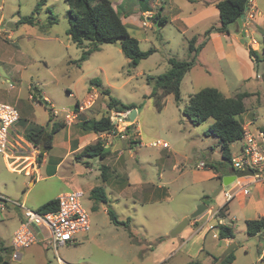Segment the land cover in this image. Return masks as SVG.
<instances>
[{
	"label": "rangeland",
	"instance_id": "obj_1",
	"mask_svg": "<svg viewBox=\"0 0 264 264\" xmlns=\"http://www.w3.org/2000/svg\"><path fill=\"white\" fill-rule=\"evenodd\" d=\"M40 1L0 0V103L15 105L20 110L22 121L17 126L19 132L25 135L26 128L54 123L64 125L63 129H70L72 133L84 132L81 129L84 121L100 119L109 113L106 98L102 95L72 126H68L63 117L75 108L77 102L83 103L88 98L92 88L90 81L98 79L105 88L110 89L114 98L136 106V126L142 139L140 144L135 141L133 145L131 140L117 138V149L115 152L110 150L105 163L96 159H78L74 155L66 158L57 170L54 166L47 170L41 165L40 174L34 173L32 176L26 175L24 171H10V161L0 155V195L37 211L44 204L55 200L59 194L81 188L86 193L83 206L90 215L91 229L87 239L80 234L78 244L60 247L58 257L66 264H148L150 258L145 257L143 263L141 257L142 249L147 248L142 243L146 230L157 232L162 229L170 215L193 204L203 190L214 184L207 178L206 172L209 169H197V165L209 162L218 166L223 162L220 139L206 134L214 121L211 119L195 126L183 114L190 96L205 88L220 89L227 98L239 92H256L246 99L247 110L239 116V120L250 124L249 129L254 132L258 128L264 131V64L260 65L255 77L250 78L249 82L238 81L231 71L229 58L221 53H228L233 40L227 35H220L215 41H208L202 55L208 67L197 64L183 80L180 105L169 95L164 108L158 110L155 97L152 96L154 88L147 84L146 78L166 73L170 68L168 59L171 57L187 59L190 35L184 34L181 23L174 22L173 18L177 15V10L189 11L200 4L175 0L171 5L163 0L164 10L159 11L166 16L168 23L165 26L154 24V29L146 34L147 39L140 41L142 50L155 48L156 52L136 68H131L130 60L124 56L117 44L103 45L101 51L94 53L80 67L77 62L90 45L86 42L81 48L68 36L69 7L63 0H47L39 14L35 15V25L19 24L22 18L33 15ZM110 1L115 7L126 1L119 7L122 12L134 11L136 7L140 12L143 10L138 5L141 2L150 5L149 10L153 13L159 9L158 4L152 7V0ZM257 3L264 7V0H258ZM48 8L57 17L56 23L52 24ZM171 8L176 11L171 12ZM252 10L249 6L248 13L251 14ZM139 17L140 20L143 19V16ZM150 23H153L152 19ZM210 26L219 27L220 21H205L198 30L204 32ZM235 28V25L230 27L231 33L236 34ZM243 39L246 42L255 39L262 44V35L254 28H250ZM202 40L199 39L198 44ZM253 45L257 48V45ZM216 50L220 51L219 56ZM40 97L48 102L47 106L39 103ZM53 111L59 112L58 117L53 115ZM111 114L110 112V116ZM128 125L127 121L119 124L118 130H123ZM67 130L57 134L54 149L50 153L52 156L65 157L63 142ZM100 139L106 145L112 146L111 141L115 138L105 134ZM157 141L166 142L169 147H152V143ZM241 144L237 142L231 146L234 156L240 151ZM30 162L31 160L27 161V165ZM36 162L39 167L41 162L38 158ZM102 165L108 167L106 179L110 178V181L107 183L102 180ZM159 168L164 170L163 183H167L169 199L137 203L143 190L141 186H134L135 190L138 188L136 198H121L118 195V186L125 181L127 183L128 178L134 184L138 180L157 184ZM31 181L35 182L33 186L29 185ZM98 186L105 189L109 198L108 204H96L91 198V188ZM225 189L231 190L232 185ZM201 200L206 201L203 197ZM17 208L24 215V210ZM109 209L121 221L130 218L131 228L114 226L107 214ZM15 211L11 206L0 212V238L4 240L9 239L12 230L10 214ZM239 224L240 228L235 231V242L241 248H248L250 255L246 256L244 249H239L236 264H258L263 243L249 238L243 232L241 223ZM130 233L135 236L133 243ZM45 235L48 238V234ZM149 239L154 241L151 237ZM21 254L23 259L19 261L12 259L10 250L7 254L2 252L0 264H60L49 239L21 251Z\"/></svg>",
	"mask_w": 264,
	"mask_h": 264
},
{
	"label": "trees",
	"instance_id": "obj_2",
	"mask_svg": "<svg viewBox=\"0 0 264 264\" xmlns=\"http://www.w3.org/2000/svg\"><path fill=\"white\" fill-rule=\"evenodd\" d=\"M69 7L67 18L70 25L68 36L72 42L79 47L87 42L90 47L83 51L81 59L77 64L81 67L82 63L96 52L101 51V47L106 44H121L122 53L130 60L129 66L136 68L142 61L150 58L156 51L153 48L143 51L140 48L139 41L132 37L128 27L122 21V11L119 7L115 8L110 0H63ZM251 0H222L216 4L219 10V27H211L206 31L204 40L198 44V37H193L188 42L189 60H179L175 57L168 59L169 70L158 76H147V84L154 88L152 96L155 97V104L158 110H162L169 95L174 97L176 104L179 106L182 101V82L196 65L198 56L207 42L210 40L211 34L220 33L229 35L230 27L235 25L238 27V21L246 13ZM47 0H41L30 17L22 18L19 24L35 25L36 17L41 7L46 5ZM147 10V9H146ZM47 12L51 15L52 24L58 21L53 11L48 8ZM127 17V16H126ZM152 20L155 24L166 25L167 19L160 13H156ZM262 35V45L259 50L251 48L249 50L250 59L256 65L264 63V31L259 29ZM91 87H97L100 95L106 101L108 112L105 116L96 120H87L81 124V129L87 133L97 135L112 134L117 132V126L111 120L110 112L124 114L136 109L134 104H126L111 95L110 89L104 88L101 81L93 79L90 81ZM250 96L249 93H240L235 97L227 98L218 89L205 88L194 95H191L183 114L187 116L190 122L197 126L213 120L214 123L206 134L220 139L223 162L220 168L214 170L220 174L222 179L225 172L232 168L233 153L231 145L242 142L244 138V124L239 120V116L246 112L245 99ZM39 103L41 101L39 100ZM78 102L76 103L77 106ZM22 119H20L21 124ZM51 122V118L49 120ZM65 126L54 123L48 126H31L26 128L25 137L35 147L41 149L43 146L44 153H40L38 160L41 162L44 154L53 148L55 135L63 130ZM128 128V134L133 135V131ZM264 132V131H263ZM132 143L134 141L130 139ZM110 154V148H106V144L102 139H98L95 143L85 146L79 153L77 158H89L99 161H105ZM102 180L106 181L108 167L101 166ZM91 198L96 204H108L109 198L102 186L94 187L90 191ZM57 208V200H52L37 211L39 213H47ZM228 211V205H225L219 212L218 217L224 218ZM110 221L116 227H124L129 229L131 219L127 221L119 220L117 214L109 209L107 211ZM247 236L254 238L260 234H264V220H252L246 222ZM218 237L221 240H234V230L225 225H219ZM130 236L133 237L132 233ZM235 260V251L226 258L216 259L215 264H232ZM259 264H264V254Z\"/></svg>",
	"mask_w": 264,
	"mask_h": 264
},
{
	"label": "crops",
	"instance_id": "obj_3",
	"mask_svg": "<svg viewBox=\"0 0 264 264\" xmlns=\"http://www.w3.org/2000/svg\"><path fill=\"white\" fill-rule=\"evenodd\" d=\"M187 1L192 4L198 3L200 4V6H196L195 8L189 11H182L180 9L177 10V15L174 16L175 18H173L174 22L181 23V30L183 31V33L184 34L189 33L190 35L189 40L192 39L193 37H198V40L201 38L204 40V35L206 31L209 29L205 30L204 32H201L198 30V27L202 23L210 19H218L220 21L219 10L217 9L216 4L222 0H187ZM253 1L254 2L252 3L251 0L249 4V6L253 9L252 13L249 14L248 11L245 13L247 18V20L243 25V30L245 34H248L250 28H254L257 32H259V29H262L264 31V20H263L264 7L259 6V4L257 3L258 0H253ZM124 3H122L121 6ZM141 3L138 4L143 9V10L139 9L140 12L137 11V7L136 10L134 11L127 10L125 12H122L123 23L127 25L130 35L139 41V45L141 39L143 40L147 39L146 34L149 32V30L154 29V24H155L153 22L152 24L150 23L149 26L143 27L142 24L144 21V16L148 14L154 16L156 13H160L162 15V12L160 11L164 10L163 0H152V7H154L156 4L159 5L158 6L159 9H157L156 13H153L149 10V8H151L150 5L148 6V4L146 3H142V4ZM174 3L175 0H167V4L173 5ZM170 10L171 12L176 11L175 8H171ZM139 15L143 16L142 17L143 19L140 20ZM163 17L166 18V16ZM235 31L236 34L233 32L231 33L230 31L231 34L229 33V35H227L228 38H231L233 40L230 43L231 45L229 46L228 53H225L224 51H222L221 53L225 54V57L229 58L228 60H230L231 63V71L235 75V78L240 82L247 83L249 82L250 78L255 77L257 69L259 70L260 65L264 64L261 63L259 65H256L255 63H253V61L250 59L249 56V50H250L249 47L255 50H259L262 44L260 45L259 42L256 41L255 39H252V42L251 41L246 42L243 38H240V34L242 33V30L239 28V25L238 27L236 26ZM220 35H225V34H220V33L211 34L209 41L210 42L215 41L216 39L220 38ZM141 36L143 37L141 38ZM253 41L257 43V48H254ZM208 43L209 42H207V44L199 53L198 61H197V64L206 65V67L208 66L207 64H205V61H203L202 55L204 53V50L208 46ZM221 53L220 51L216 50V54H218V56ZM186 60H189V55L187 56ZM190 72H188L187 75ZM256 77L258 78L257 75ZM218 90L223 94V92L220 89ZM240 93H249L250 96L256 94V92H252V93L239 92L238 94ZM228 98H232V97H228ZM137 120H138V112L136 115L135 122L134 123L129 122L128 125L133 131L134 140L133 139L132 140L134 141V143H132L131 141L133 145H135V141L140 144L142 139L139 129L136 126ZM243 124H244V129L246 128L250 130L249 129L250 124H245L244 122ZM261 129L262 128H258L257 131H262ZM63 130H67V129H63ZM60 132H58L57 134H59ZM57 134L54 137V141ZM135 136H137V138ZM101 137H102L101 135H97L94 133H87V132L81 133L80 131L72 133L71 130L68 129L65 141L63 142V147L66 150L65 157L63 158L54 157L50 154L51 151H53L54 149L55 142L53 141V148L44 154V157L42 158V161L39 167L37 168V174H40L41 165L47 168V170L52 166L56 167L57 170L59 167L62 166L66 158H70L71 156L76 155L85 146L95 143ZM117 140L118 139H113L111 141L112 146L106 145V148H110L112 152H115L117 149L116 147L118 146ZM220 164H218V166H214L212 163L204 162L201 165H197V169H209V171L206 172L207 178L209 179V181L214 182V184L210 188L203 190L201 194L198 195V198L194 201L193 204L187 206L184 210L178 213L170 215V218L168 219L166 225L162 229H159L157 232H151L149 230H146L145 233L146 236L143 237L142 239V243L147 245V248L145 250L142 249L141 251V257L143 259V263L145 257H147L150 258L151 260L148 264H215L216 259L222 260L223 255L227 252V249L230 248L232 245L236 244L235 242L236 238L234 240L219 239L218 229H217L219 225L229 226L235 232L237 231L238 227L240 228L239 223H241V226L243 227V232L247 234L246 232L247 221L259 220V219L264 220V176H261L260 178L254 176V177H245L239 179L232 185L231 190L226 191V189H224L223 192H221L216 198H214L213 195L215 194L216 190L218 189L219 185L222 182V179H219L220 174L217 173L214 170V168H220ZM9 170L12 171V169L10 168ZM231 170L232 168L228 169L223 175V177L231 175L230 173ZM158 175H159L158 178L159 183L157 182V184H154L152 182H144L143 180H138V183L134 184L133 182H131L130 178H128L127 183L125 181L118 186L117 188L118 195L121 198L123 197L131 198V199L136 198L138 188L135 190L134 186L136 187L141 186L143 190L141 193V198L137 200V203L143 204V203H151L155 201H164L166 199H169L170 194L167 183H163L164 170H162V168H159ZM109 181L110 178H107V180L103 182L107 183ZM34 184L35 182L33 181L29 183L30 186H33ZM76 189H81V188H76ZM92 189L93 188H91V190ZM244 190H248V194H245ZM228 194L232 195L231 199L228 198L227 196ZM202 197L206 199V201L201 200ZM202 204H205L207 207L205 213L196 219H191L189 221V225L182 231L181 234L175 237L171 236L172 231L176 229V227L184 219L189 218L190 215L196 211L197 206ZM225 205H228V211L226 212L224 218H219L218 212ZM11 206L14 207V209L16 210L14 213L10 214V219L12 221V230L10 232V236L8 240H4L3 238H0V254L2 252L8 253L9 250L12 252L10 245L13 234L19 228L20 224L24 221V215L21 214L22 212L18 210L17 208L18 206L13 204H7L5 209L8 210ZM4 210H0V212H4ZM129 227L131 228V226ZM83 235L85 239L88 238V233ZM149 237H151L154 241H151ZM131 238L133 243V241L135 240V236L133 235V237ZM251 239H257L263 243V246L261 248V253L259 254V258L257 262L259 264L264 254V234H260ZM40 243H44V242H39L38 244ZM38 244H36L35 246H37ZM239 249H244L246 256L250 255L248 248H244V247L241 248L239 245H237L236 249L234 250L235 260L232 264L237 263ZM22 259H23V254L20 255L19 261H22ZM2 262H4V259Z\"/></svg>",
	"mask_w": 264,
	"mask_h": 264
},
{
	"label": "built area",
	"instance_id": "obj_4",
	"mask_svg": "<svg viewBox=\"0 0 264 264\" xmlns=\"http://www.w3.org/2000/svg\"><path fill=\"white\" fill-rule=\"evenodd\" d=\"M152 17L150 14L144 16L143 27L149 26ZM253 44L257 45L255 41ZM99 97V89L92 87L88 98L83 103L78 102L71 112L65 114L64 122L68 126H72L79 117L95 105ZM111 113V120L117 126V132L106 135H113L115 139H133V136L128 134L127 126L123 130H118V125L126 123L130 112L118 114L112 111ZM53 115L58 117L59 112L53 111ZM20 119L21 112L17 106L0 103V155H3L6 161H10L8 167L12 171H24L27 175L32 176L37 173L36 161L41 152L26 139L24 134L19 132L17 126ZM241 143L240 151L233 157L232 169L235 172L250 169L256 173L255 177L264 176V132H252L245 128ZM151 146L169 147L168 143L162 141L154 142ZM30 160V164L27 165V161ZM244 193L248 194V190H244ZM85 196L86 193L82 189L63 193L56 199L57 208L55 210L39 213L0 195V210H4L7 204L16 205L24 210V221L15 231L11 240L12 259L19 260L21 251L49 239L58 262L66 264L58 257V249L78 244V235L87 234L91 229L90 215L83 206ZM227 196L229 199L232 198L230 194ZM45 233L48 234V238Z\"/></svg>",
	"mask_w": 264,
	"mask_h": 264
},
{
	"label": "water",
	"instance_id": "obj_5",
	"mask_svg": "<svg viewBox=\"0 0 264 264\" xmlns=\"http://www.w3.org/2000/svg\"><path fill=\"white\" fill-rule=\"evenodd\" d=\"M248 11V8H246V12ZM246 21V14H244L241 19L238 21V25L239 28L242 30V33L240 34V38H243L245 35V32L243 30V25ZM118 48L122 50V45L121 44H117ZM249 49H251V47H249ZM39 100L41 101V103L45 104L46 106L48 105V102L43 101L42 97L39 98ZM136 115H137V111L136 109H133L129 116L127 117V121L128 122H132L134 123L136 120ZM41 153L45 152L44 147H41L40 150ZM231 175L229 176H225L222 178V182L219 185L218 189L216 190L215 194L213 195L214 198H216L221 192L224 191V189L226 187H229L231 185H233L236 181H238L239 179L245 178V177H254L256 175V173L250 169L247 170H243V171H237L235 172L233 169L231 170ZM257 174H261V173H257ZM207 210V207L205 204H202L200 206H198L197 210L192 213L190 215L189 218L184 219L177 227L176 229H174L171 233V236L175 237L179 234L182 233V231L189 225V221L191 219H196L198 217H200L201 215H203L205 213V211ZM237 245L234 244L232 245L227 252L223 255V259L226 258L229 254H231L232 252H234V250L236 249Z\"/></svg>",
	"mask_w": 264,
	"mask_h": 264
}]
</instances>
